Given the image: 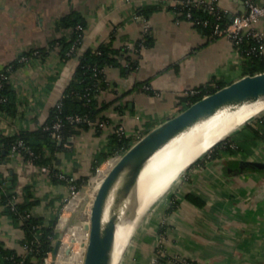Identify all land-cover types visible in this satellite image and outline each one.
Masks as SVG:
<instances>
[{
	"label": "crops",
	"instance_id": "1",
	"mask_svg": "<svg viewBox=\"0 0 264 264\" xmlns=\"http://www.w3.org/2000/svg\"><path fill=\"white\" fill-rule=\"evenodd\" d=\"M158 4V0H0V69L18 60L24 51L69 36L71 29L61 19L76 12L85 22L82 49L95 48L102 42L115 48L126 46L131 58L137 60L138 67L124 74L117 67L107 68L106 76L115 84V93L100 95L106 100L118 98L116 105L103 114L122 122L134 143L180 111L190 90L225 85L245 74L243 56L232 41L223 36L210 39L190 20ZM217 6L229 20L245 11L244 0H217ZM140 7L149 9L148 13L138 14ZM256 27L264 33V16ZM147 33L146 45L137 51L135 42ZM77 64L78 57L63 61L56 50L23 61L10 76L17 112L0 116V133L8 136L40 127ZM145 84L150 88H143ZM250 127L258 130V136ZM112 133V125L100 131L90 126L61 142L60 148L45 147L52 157L47 166L30 164L20 154L1 152L3 189L9 188L15 176L17 196L21 198L28 191V199L34 201L31 214L43 216L46 223L58 216L70 192L66 181L51 180V171L74 179L87 177L71 214L65 215L67 222L75 226L76 235L87 240L89 216L78 215L85 209L95 171L111 156ZM223 141L235 153L211 158V147L185 169L171 194L148 218L127 264H153L157 250L168 255L162 264H264V168L231 167L234 160L240 164L242 160L264 162V111ZM189 193L202 205L189 200ZM3 208L0 193V245L21 253L25 249L21 243L23 232ZM55 231L58 239L62 229L58 226ZM170 257L180 262L173 263ZM82 258L81 254V263Z\"/></svg>",
	"mask_w": 264,
	"mask_h": 264
},
{
	"label": "trees",
	"instance_id": "2",
	"mask_svg": "<svg viewBox=\"0 0 264 264\" xmlns=\"http://www.w3.org/2000/svg\"><path fill=\"white\" fill-rule=\"evenodd\" d=\"M158 1V5H166V7L179 14V17L190 20L197 29L210 39L218 37L213 32L216 23L225 26L230 21L227 15L219 10L218 6L215 7L214 11H209L203 4L185 5L182 2L183 0H173L175 2L173 5L169 4L171 0ZM148 10L147 8L140 7L137 13L146 15ZM188 11L191 13L189 17L186 14ZM217 15L219 16L218 19H216ZM61 21L64 26L71 29L69 36L55 39L47 46L32 48L22 53V55L28 58L31 56L43 57L48 51L56 50L63 61L70 57H78V64L73 77L59 98L60 105H53L50 108L47 120L36 129L21 130L8 136L0 133V144L5 152L3 155L9 154L11 146L18 140H22L24 147L20 146L18 148L19 154L24 157V160L34 165H50L52 157L46 154L45 147H48L50 150L60 148L62 146L61 142H67L72 134L90 127L89 121L106 119L103 111L112 104L116 105V101L118 100L117 97L106 100L100 96L103 92L115 93L112 89L115 84L111 83L106 76L105 71L107 68L117 67L124 74L126 71L134 70L138 67L137 60L131 58L126 46L115 48L111 44L102 42L95 48L82 49L85 22L76 12H71L63 17ZM147 37L148 33L135 42L134 48L137 51L142 45H146ZM233 44L239 48L243 56L242 68L245 74H254L264 70V51L262 52L258 49V42L251 37L243 36ZM19 59L11 61L0 69V116H14L17 112L16 93L11 84L10 76L13 71L22 65L23 60ZM221 86L223 85H207L190 90L185 96L181 110ZM117 107L116 110H120ZM68 115H78L81 117V120H68ZM57 118L63 123L60 130V140L53 138L51 128H47ZM95 128L97 131L101 130V128ZM250 128L254 135L258 136V130ZM132 143L131 137L119 136L113 132L111 135V154L115 151H125ZM227 153H235V149L223 140L215 144L210 151L211 158L220 157ZM198 161L195 160L193 163ZM247 166L235 160L231 163V167L235 170L247 168ZM51 173L52 181L67 182L66 179L58 177V172L52 170ZM15 180L16 177L13 176L12 183L7 190L3 189L0 181V193L4 206L3 212L23 232L21 243L25 249L20 253L0 245V264H20L21 260L23 261L22 264H43L47 253L53 252L55 240L57 239L58 234L54 228L57 216L45 223L43 216L32 215L30 208L34 201L28 199V191L21 198L17 196L14 191ZM86 180L87 177H79L74 179V184L76 187H80ZM186 197L199 205L203 203L191 193L187 194ZM160 252L161 250H157V255ZM167 257L168 255L163 260H166ZM170 258L176 260V257Z\"/></svg>",
	"mask_w": 264,
	"mask_h": 264
},
{
	"label": "water",
	"instance_id": "3",
	"mask_svg": "<svg viewBox=\"0 0 264 264\" xmlns=\"http://www.w3.org/2000/svg\"><path fill=\"white\" fill-rule=\"evenodd\" d=\"M258 101H264V70L254 74H244L215 91L205 94L148 130L142 137L130 145L104 174L93 195L89 210V235L85 245L82 264H99L105 239L110 198L119 181L131 171L137 162L167 145L197 123L209 118L216 112L239 109L242 106ZM222 139L216 140L211 147ZM1 152L5 153L4 150ZM241 164L256 169L264 168V162L242 160ZM134 186L135 182L128 184V196L133 193ZM145 197V190L134 193V201L124 221L126 235L131 232L137 219L140 217L145 204ZM59 245L60 239L58 238L54 244L53 254L57 252Z\"/></svg>",
	"mask_w": 264,
	"mask_h": 264
},
{
	"label": "bare ground",
	"instance_id": "4",
	"mask_svg": "<svg viewBox=\"0 0 264 264\" xmlns=\"http://www.w3.org/2000/svg\"><path fill=\"white\" fill-rule=\"evenodd\" d=\"M263 111L264 101H258L239 109L216 112L137 162L131 171L119 181L110 198L106 233L99 264H115L120 257L127 242L124 221L132 206L136 191H146L143 212L161 186L173 181L216 140L223 138L232 129L241 126ZM131 182H135V186L133 193L128 196V184Z\"/></svg>",
	"mask_w": 264,
	"mask_h": 264
},
{
	"label": "built area",
	"instance_id": "5",
	"mask_svg": "<svg viewBox=\"0 0 264 264\" xmlns=\"http://www.w3.org/2000/svg\"><path fill=\"white\" fill-rule=\"evenodd\" d=\"M177 1V0H174ZM185 5H194V4H203L209 11H214L215 7L217 6V0H183L182 1ZM245 4V11L235 15L232 17V19L225 25L221 26L219 23L215 24L214 27V34H216L218 37H226L233 43L239 39H241L243 36L251 37L256 42H258V49L260 51H264V33L256 27V24L258 20L264 16V1L260 2L258 0H244ZM220 10V9H219ZM187 16L189 17L191 13L188 11ZM219 16H216V19H218ZM148 30V26H145V31ZM28 59L27 56L22 55L20 57V60L26 61ZM1 86V81H0ZM143 88L149 89L150 86L145 84L143 85ZM1 100V98H0ZM56 105L59 106L60 102L59 99L56 102ZM106 119H100L96 121H89V124L93 127L97 128H105L109 125L113 126V132H115L119 136H128V133L125 129V126L122 122L114 120L110 116H106ZM68 120H74L79 121L81 120V117L78 115H68ZM63 123L62 121L57 118L50 126H47V128H51V135L53 138L60 140L61 134L60 130ZM22 146L24 147V143L22 140H18L15 144L11 146L10 155H16L19 154L18 148ZM28 150V149H27ZM32 153L31 151H29ZM124 151H115L111 154V156L107 159L106 165H112L117 161V159L120 157V155ZM44 170H46V166L43 167ZM102 168H98L94 173V179L98 178L99 175H101L100 171ZM58 177L66 179L68 182V186L70 189L69 195L64 199V204L62 206L61 212L57 216V221L55 223L54 228L60 227L62 229L61 235L59 237L60 239V245L55 254L53 252H48L43 264H49V258L52 256L51 263L52 264H82L81 261H79V257H81V254L84 255L85 251V245L87 240H83L81 237L77 236L75 233V226L70 225L67 222V219H65V212L66 211H72L73 209V203L80 195V187H76L74 184V178L67 177L62 173H57ZM68 223V224H67ZM165 251H161L158 255H156L152 259L153 264H162L166 260H163V258L166 256ZM83 259V258H82ZM81 260V259H80ZM171 262H180V259L173 260ZM167 260L166 263H171ZM23 261H20V264H22Z\"/></svg>",
	"mask_w": 264,
	"mask_h": 264
},
{
	"label": "rangeland",
	"instance_id": "6",
	"mask_svg": "<svg viewBox=\"0 0 264 264\" xmlns=\"http://www.w3.org/2000/svg\"><path fill=\"white\" fill-rule=\"evenodd\" d=\"M238 127H235L234 129H232L230 131V133H228L226 136H229L234 130H236ZM226 136L223 137L226 138ZM222 139V140H223ZM210 150V149H208ZM207 150V151H208ZM207 151H205L203 154H205ZM202 154V155H203ZM199 156L198 159L200 157ZM190 166V165H189ZM111 167V165H104L102 168L104 169L103 172L101 173V175H99V180L98 178L94 179V182L92 184V186L89 188L88 190V193L87 195L88 198H87V195H86V203L85 202V209L81 210L79 212V215L78 217L80 216V214H83L85 213L87 216H89V211L88 209L90 210V207H91V204H92V199H91V194L94 195L97 187H98V184L100 182V180L102 179L103 175L107 172V170ZM186 169V168H185ZM185 169L182 170V172L171 182L167 183L165 186H161L159 191L157 192L156 195H154L153 199L149 202L148 206L146 207V209L141 213L140 217L137 219L136 223H135V226L133 227V229L131 230V232H129L127 234V242L125 244V247L123 248L122 250V253L120 254V257L118 258V260L116 261L115 264H127V259L128 257L130 256L131 252L134 250V248L137 247V243L139 242L138 241V238H139V235L141 234V232L144 230L145 226L147 225L148 223V218L150 216H152V213L157 211V207L160 206V204H162L166 197L171 194V192L174 190V188L176 187V185L178 184L179 182V179L180 177L182 176L183 172L185 171ZM80 196V195H79ZM79 198V197H78ZM93 198V197H92ZM90 201V203H89ZM90 204V205H89ZM69 214H71V210L69 211H66L65 212V215L68 216ZM68 223L70 225H73L70 223V221H68ZM67 223V224H68ZM78 236V235H77ZM125 249V250H124Z\"/></svg>",
	"mask_w": 264,
	"mask_h": 264
}]
</instances>
